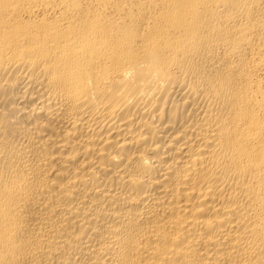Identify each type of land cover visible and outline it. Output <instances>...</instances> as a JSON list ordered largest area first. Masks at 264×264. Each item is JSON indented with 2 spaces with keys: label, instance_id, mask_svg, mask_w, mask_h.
Returning a JSON list of instances; mask_svg holds the SVG:
<instances>
[{
  "label": "bare ground",
  "instance_id": "bare-ground-1",
  "mask_svg": "<svg viewBox=\"0 0 264 264\" xmlns=\"http://www.w3.org/2000/svg\"><path fill=\"white\" fill-rule=\"evenodd\" d=\"M0 264H264V0H0Z\"/></svg>",
  "mask_w": 264,
  "mask_h": 264
}]
</instances>
